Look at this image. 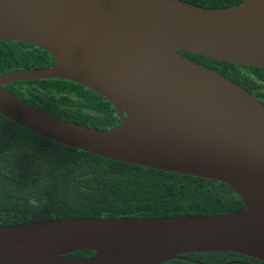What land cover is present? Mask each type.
Wrapping results in <instances>:
<instances>
[{"label":"water","instance_id":"1","mask_svg":"<svg viewBox=\"0 0 264 264\" xmlns=\"http://www.w3.org/2000/svg\"><path fill=\"white\" fill-rule=\"evenodd\" d=\"M0 40L53 63L0 74V114L98 156L228 184L216 215L66 217L0 227V264H158L230 251L264 260V104L182 52L264 68V0H0ZM62 78L105 97L120 123L98 129L46 113L5 88ZM89 249V256H70Z\"/></svg>","mask_w":264,"mask_h":264},{"label":"trees","instance_id":"2","mask_svg":"<svg viewBox=\"0 0 264 264\" xmlns=\"http://www.w3.org/2000/svg\"><path fill=\"white\" fill-rule=\"evenodd\" d=\"M184 1L223 7L241 0ZM182 53L220 71L264 104L263 67ZM52 63L41 47L0 40V74ZM5 88L46 113L88 127L108 129L120 123L105 97L68 79L18 80ZM242 204L224 182L104 158L45 138L0 114V227L66 217L216 215ZM91 254L82 249L68 255ZM158 264H264V260L210 251L185 253Z\"/></svg>","mask_w":264,"mask_h":264},{"label":"clouds","instance_id":"3","mask_svg":"<svg viewBox=\"0 0 264 264\" xmlns=\"http://www.w3.org/2000/svg\"><path fill=\"white\" fill-rule=\"evenodd\" d=\"M30 203H33V204H35L36 202H35V200H31V201H30Z\"/></svg>","mask_w":264,"mask_h":264}]
</instances>
